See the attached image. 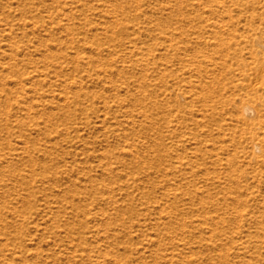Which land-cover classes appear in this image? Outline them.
Listing matches in <instances>:
<instances>
[{"label": "rangeland", "instance_id": "374dc122", "mask_svg": "<svg viewBox=\"0 0 264 264\" xmlns=\"http://www.w3.org/2000/svg\"><path fill=\"white\" fill-rule=\"evenodd\" d=\"M259 41L264 0H0V264H264Z\"/></svg>", "mask_w": 264, "mask_h": 264}, {"label": "bare ground", "instance_id": "6f19581e", "mask_svg": "<svg viewBox=\"0 0 264 264\" xmlns=\"http://www.w3.org/2000/svg\"><path fill=\"white\" fill-rule=\"evenodd\" d=\"M259 39V38H258ZM261 40V39H260ZM257 42V41H256ZM258 43V42H257ZM259 44L262 46V47H264V41H259ZM256 46V45H255ZM257 47V46H256ZM255 48V47H254ZM263 60V59H262ZM249 67H250V65H249ZM249 70H250V68H249ZM255 72H257L258 73V76L260 77V79H262L263 81H264V63H262L260 66H258V71L256 70ZM256 75V74H255ZM259 79V80H260ZM262 80H260V81H262ZM258 81V80H257ZM259 82V81H258ZM257 82V83H258ZM261 83V82H260ZM254 86V85H253ZM256 88H257V86H255ZM257 91V90H256ZM264 91V90H263ZM260 101V100H259ZM243 111L246 113V114H251V113H254L255 114V107L252 105V104H250V103H246V104H244V106H243ZM259 112V111H258ZM258 114V113H257ZM241 115V114H240ZM242 120H244V118L242 119ZM247 120L245 119V123H248V122H246ZM255 123V122H254ZM257 123H259V122H257ZM258 126V125H257ZM249 128V127H248ZM250 129V128H249ZM260 145V144H259ZM262 152V151H261Z\"/></svg>", "mask_w": 264, "mask_h": 264}]
</instances>
